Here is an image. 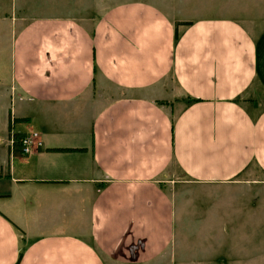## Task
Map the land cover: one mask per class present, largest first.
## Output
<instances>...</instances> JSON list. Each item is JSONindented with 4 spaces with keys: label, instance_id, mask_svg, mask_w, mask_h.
<instances>
[{
    "label": "crops",
    "instance_id": "crops-1",
    "mask_svg": "<svg viewBox=\"0 0 264 264\" xmlns=\"http://www.w3.org/2000/svg\"><path fill=\"white\" fill-rule=\"evenodd\" d=\"M19 6L34 16L12 40L6 120L41 145L1 139L0 264H155L169 187L238 184L243 205L263 187L238 177L264 176V0Z\"/></svg>",
    "mask_w": 264,
    "mask_h": 264
},
{
    "label": "rangeland",
    "instance_id": "rangeland-1",
    "mask_svg": "<svg viewBox=\"0 0 264 264\" xmlns=\"http://www.w3.org/2000/svg\"><path fill=\"white\" fill-rule=\"evenodd\" d=\"M14 4L15 0H0V144L8 133L6 117L14 105L5 86L12 40L23 23L34 16ZM172 176L184 179L174 167L163 178ZM238 178L264 181L254 167ZM230 188L199 184L169 187L170 193L179 195L175 196V236L170 249L155 264H264V184L261 189L248 191L251 195L244 205L238 184ZM256 193H260L258 203L253 200ZM249 208H256L254 214Z\"/></svg>",
    "mask_w": 264,
    "mask_h": 264
},
{
    "label": "trees",
    "instance_id": "trees-1",
    "mask_svg": "<svg viewBox=\"0 0 264 264\" xmlns=\"http://www.w3.org/2000/svg\"><path fill=\"white\" fill-rule=\"evenodd\" d=\"M182 24H188V23H182ZM11 124L12 123L10 122L9 125H8V137L9 138H12V148H11V152H12L13 155H21L22 154L21 139L25 136V134L13 132L10 135V132L12 130L11 129ZM18 262H17V264H18Z\"/></svg>",
    "mask_w": 264,
    "mask_h": 264
},
{
    "label": "built area",
    "instance_id": "built-area-1",
    "mask_svg": "<svg viewBox=\"0 0 264 264\" xmlns=\"http://www.w3.org/2000/svg\"><path fill=\"white\" fill-rule=\"evenodd\" d=\"M12 133L13 132L11 130L10 135ZM35 138H37V134L36 133H31V135H25L21 139L22 153L23 154L29 153V151L31 150L32 147L41 145V142L39 140L33 141ZM9 141H10V145L12 146V138H9Z\"/></svg>",
    "mask_w": 264,
    "mask_h": 264
}]
</instances>
